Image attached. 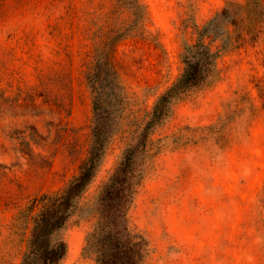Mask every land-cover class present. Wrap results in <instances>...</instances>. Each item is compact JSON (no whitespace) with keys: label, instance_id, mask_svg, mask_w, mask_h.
I'll return each mask as SVG.
<instances>
[{"label":"rangeland","instance_id":"rangeland-1","mask_svg":"<svg viewBox=\"0 0 264 264\" xmlns=\"http://www.w3.org/2000/svg\"><path fill=\"white\" fill-rule=\"evenodd\" d=\"M140 2L141 30L126 35L123 0H0V264L21 263L32 200L64 188L88 156L96 48L115 43L114 130L62 232L61 264H96L84 252L89 205L201 38L214 76L154 129L129 217L149 241L147 264H264V0Z\"/></svg>","mask_w":264,"mask_h":264},{"label":"trees","instance_id":"trees-1","mask_svg":"<svg viewBox=\"0 0 264 264\" xmlns=\"http://www.w3.org/2000/svg\"><path fill=\"white\" fill-rule=\"evenodd\" d=\"M123 1L130 17L124 33L135 35L140 32L145 18L144 7L140 0ZM205 32L207 27L199 29L201 36ZM124 33L116 39L120 40ZM114 45L108 49L102 45L96 48V64L88 75L94 107L93 140L88 156L78 174L64 188L32 200L27 212L32 219V230L20 264H61L67 254L68 244L62 232L82 210L83 198L97 176L114 130L113 108L119 87L112 61ZM181 58L182 73L157 98L135 142L125 149L120 162L89 205L95 222L87 234L84 252L93 256L96 264H147L149 241L134 227L129 212L144 178L149 151L161 140H153L152 134L169 116L176 101L206 85L216 70V52L203 38L185 46Z\"/></svg>","mask_w":264,"mask_h":264}]
</instances>
